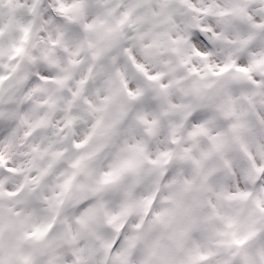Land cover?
<instances>
[{
  "label": "clouds",
  "instance_id": "9594fccd",
  "mask_svg": "<svg viewBox=\"0 0 264 264\" xmlns=\"http://www.w3.org/2000/svg\"><path fill=\"white\" fill-rule=\"evenodd\" d=\"M0 264H264V0H0Z\"/></svg>",
  "mask_w": 264,
  "mask_h": 264
}]
</instances>
